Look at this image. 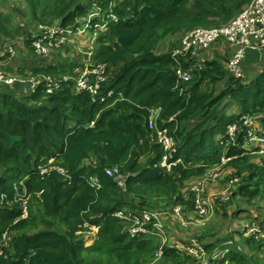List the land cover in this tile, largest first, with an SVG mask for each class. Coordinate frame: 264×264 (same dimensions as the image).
Segmentation results:
<instances>
[{
  "label": "trees",
  "instance_id": "16d2710c",
  "mask_svg": "<svg viewBox=\"0 0 264 264\" xmlns=\"http://www.w3.org/2000/svg\"><path fill=\"white\" fill-rule=\"evenodd\" d=\"M9 1L0 0V6ZM23 1L30 22L63 27L77 24L91 7L89 0ZM249 2L99 0L104 13L112 10L119 20L98 38L96 62L109 66V77L97 98L78 92L71 80L52 92L41 83L25 96L0 83V197H5L0 242L7 229L20 230L2 246L0 264H102L105 256L141 264L161 247L155 220L145 225V232L132 235L133 216L122 219L116 212L140 214L152 209L149 199L158 197L194 208L195 194L186 196L182 190L210 167L224 165L223 157L231 158L226 165L241 178L230 200L264 202V145L249 148V128L243 125L245 116H264V70L254 78H236L226 69L230 56L200 61L191 52L158 49L177 34L231 23ZM6 22L0 9V31L14 36ZM179 66L189 70L190 81L175 77ZM64 68L44 64L34 72L63 75ZM232 106L237 110L229 112ZM155 108L161 109L158 128L168 129L176 142L171 152L150 128ZM235 124L238 131L232 136L229 130ZM106 168H117L125 184ZM24 191L37 198L41 209L30 220L15 223L22 209L9 203ZM36 220L40 229L23 230ZM91 226L97 237L87 244L82 234ZM245 235L244 244L261 257L264 239ZM225 241L204 244L209 264H259L239 243ZM162 250L166 260L161 264H203L169 244Z\"/></svg>",
  "mask_w": 264,
  "mask_h": 264
},
{
  "label": "built area",
  "instance_id": "2783aa9c",
  "mask_svg": "<svg viewBox=\"0 0 264 264\" xmlns=\"http://www.w3.org/2000/svg\"><path fill=\"white\" fill-rule=\"evenodd\" d=\"M91 7L86 16L82 17L81 21L75 25L63 27L60 24H43L39 22L34 23L31 39L29 43L36 56L41 58H47L51 56L55 50L62 49L68 43H72L73 39L78 34H84L86 32H92L94 38L98 40L101 32L106 31L110 23L117 22L119 16L116 12L110 10L104 13L103 8L99 4V0H89ZM226 42L231 50V55L226 62L227 71L236 78H245L247 73L246 61L250 50H264V0H250L249 4L238 14V16L229 24L218 28H196L194 30L186 32L182 37V45L179 49L175 50V54H187L191 52L193 56H198L204 49L211 47L218 42ZM16 48L9 46L7 53L10 57L16 56ZM177 79L183 82H188L191 79L189 70L179 66L177 68ZM109 66L103 62L92 61L86 65L80 73L77 80L74 82L75 89L78 92L85 91L96 97L99 95L103 84L108 80ZM67 78L43 74L39 76H32L28 79L15 78L10 75H6L0 70V82H3L9 86H14L16 81H21L24 85L31 89V93L35 92L37 86L41 83L45 84L48 92H52L58 88L63 81H67ZM113 91H109L108 95H112ZM102 100L105 98L102 97ZM160 108L151 110L150 116V128L158 132L159 141L164 145L167 152H171L176 142L170 135L168 129H159L157 121L160 115ZM94 121L91 122V126L94 125ZM243 125L247 126V146L256 147L258 144L264 145V116L258 115L255 117L245 116L243 118ZM238 131L237 124L230 127L229 133L235 136ZM252 149V148H251ZM231 158L223 157L222 164L227 163ZM167 164V156L163 162V165ZM47 169L43 168V172ZM108 175H116L118 183L120 185L125 184V178L119 174L117 168H106ZM218 173L211 174L210 177H216ZM234 185L237 186L239 179L235 177L232 179ZM233 185V186H234ZM193 190L201 192L202 187L193 186ZM235 187L227 194H220L217 197L220 203H226L230 200L231 193ZM26 193V192H25ZM21 193H18L19 195ZM27 195V194H26ZM4 196L0 197V205L4 203ZM18 199V197H17ZM195 206L197 210L203 214L208 211V204L204 197L199 195L195 199ZM22 216H27L29 211L26 206L21 207ZM176 214L180 215L179 209H176ZM117 217L127 219L131 216L134 218V223L130 226L129 230L132 235L145 232V225L152 220H156L155 214L144 211L138 214L129 210H119L116 212ZM156 228V226H155ZM158 236H161L158 228L155 229ZM153 233V230L152 232ZM255 234L259 239H264V224L258 226L249 227L247 235ZM6 239V238H5ZM11 239L8 237L4 242H0V254L2 253V246ZM196 244L195 242H193ZM191 248L193 245L190 246ZM198 248L199 246H194Z\"/></svg>",
  "mask_w": 264,
  "mask_h": 264
},
{
  "label": "rangeland",
  "instance_id": "374dc122",
  "mask_svg": "<svg viewBox=\"0 0 264 264\" xmlns=\"http://www.w3.org/2000/svg\"><path fill=\"white\" fill-rule=\"evenodd\" d=\"M0 9L7 18L6 25L14 32V36H7L0 31V53L4 50L7 51L9 46H12L16 48V56H18L13 65L2 66L0 62V70L6 75H10L15 78L28 79L34 75H43L44 73L40 74L39 72H34L33 66L37 62L36 54L33 52L30 44L27 43V39L32 36V33L31 35H28V32L33 30L35 22H30L31 18L27 16L28 8L26 2L23 0H10L7 4L1 5ZM179 40L180 35L167 39L162 44L160 50L168 51L172 45L174 48H178ZM68 44L71 45V43ZM57 51L59 50L52 52L53 57L50 58L51 61L53 60L57 62L60 59L57 57L58 54L55 56L53 55V53ZM61 61L66 64V71L63 75L57 74L51 76L58 79L60 77H64L75 82L83 69L79 67L70 69L67 64L69 63L70 65V61H72L73 63H78L82 66L83 57L78 54H70V56L62 58ZM248 64L247 60V73L249 72ZM27 86L28 85H25L26 88L22 91L30 93L31 89ZM10 87L12 89L15 88V86ZM250 148H253V146H250ZM215 173H218L216 177H210L211 174ZM232 173L233 169L229 168L225 163L222 166L219 165L210 167L206 174L197 177L193 181L186 184L185 189L182 190L183 195L187 196L188 192H192L196 197L202 195L208 204V211L203 214L197 210L196 206L192 209H187L181 205H171L169 203L171 201H169L168 198L158 197L149 199L152 209L147 212L155 214L157 218L159 216L163 224H167V228L164 233L159 231L162 235L159 236L157 243L160 244L161 247L156 250L151 258L142 260L141 264L163 263L166 258L164 257L162 249L164 245H167L171 241V237L176 241H180L178 243L180 247L185 245L183 242L187 243L188 245L183 247L182 252L194 255V257L198 258L196 261L202 262L203 264H209L208 254L205 252L203 247L204 244L225 240L224 244L228 242L239 243V246L247 256L252 255L253 259L257 263L259 262V264H264V252L261 257L258 258V253L256 254L254 249L251 250L246 244H244L243 238V236H246L245 233L248 227L255 226L258 228V226L264 224V203H258V199H254L252 202L246 200L242 202L240 201V198L233 197L229 200L230 202L228 201V204L227 202L222 206L220 204H216V208L211 210V195L215 194V197L220 194H227L233 187H236L232 179L235 177L239 180L241 179L239 176ZM193 186H200L203 189L201 192H198L193 190ZM17 197V201L14 203L10 202L9 206L23 207L24 204L29 213L27 216H22L21 214V216L15 220V223H18L20 220H30L32 212L38 215L41 206L38 203L37 198L26 195L25 191L24 193L17 195ZM240 205L242 209H240ZM176 209H179L181 216L176 214ZM34 225H28L27 227H24L23 230L25 229L26 232L32 233L42 227L41 223L37 220ZM19 233L20 230H12V228H9L4 232L2 240L4 241L8 237L12 238L14 235ZM96 237L97 228L94 226H91L82 234V238L87 242V244H94ZM191 245H193V247L199 246V249L193 247L191 248ZM101 262L102 264H122L118 261L115 262L113 258L108 256L102 258Z\"/></svg>",
  "mask_w": 264,
  "mask_h": 264
},
{
  "label": "crops",
  "instance_id": "0c3cea01",
  "mask_svg": "<svg viewBox=\"0 0 264 264\" xmlns=\"http://www.w3.org/2000/svg\"><path fill=\"white\" fill-rule=\"evenodd\" d=\"M28 31V30H27ZM26 31V32H27ZM185 33H180L177 34L175 36L169 37L167 39H171L174 38L176 36L180 35V40H179V47L178 48H174V46L172 45L171 48L173 50H177L181 47L182 45V37ZM28 35H30V31L28 32ZM164 39L160 44H159V51L161 49L162 44L167 40ZM28 43V40H27ZM72 45V46H71ZM70 44H66L65 46H63L62 49H59V51L53 53V55L55 56L56 54L58 57V61H51L50 58L53 57L52 54L51 56L47 57V58H41L39 56H36V64L33 66L37 67V66H42L44 64H63L65 67V63L61 61L62 58H65L67 56H70V54H78L81 55L83 57V63L82 66H80L78 63H73L72 61H70V65L69 63L67 64L70 69L73 68L71 66V64H74L75 67L74 68H84L86 65H88L90 62L92 61H97V56L99 55L100 52V44L99 41L94 38L93 33L92 32H86L84 34H78L75 39L73 40V42ZM169 50H172V49ZM168 50V51H169ZM56 51V50H55ZM162 51V50H161ZM231 55V50L229 45L226 42H218L214 45H212L209 48L204 49L197 57L200 61H205V60H222L225 61L226 59H228V57ZM18 56L15 57H10L7 53V51H3L0 53V62L2 66H9V65H13L14 62L17 60ZM247 60H248V75L250 78H254L256 75H258L261 71L264 70V50H250L247 56ZM227 62V61H225ZM226 64V63H225ZM32 68V69H33ZM66 69V68H64ZM42 74V73H40ZM3 83V82H0ZM15 87H17L18 89H20V94L19 96H25L28 95L30 93L22 91L23 89H25V85L21 82V81H16V83L14 84ZM237 110L236 106H232L229 110V112H234ZM229 168L233 169L232 167L228 166ZM234 172V169H233ZM237 189V188H236ZM215 194L211 195V202H210V206H211V210L216 208V204H217V197L215 196ZM242 202H244V200H240ZM264 203V202H263ZM240 209L241 205L239 206ZM238 209V208H237ZM181 216V215H178ZM155 226L156 228H158V231L161 232H166V228H167V224H163L162 220L160 219V217L158 216V218H156L155 220ZM249 227L246 230L248 231ZM250 235V234H249ZM181 240V239H180ZM182 241V240H181ZM180 241H176L175 239H172L171 237V241L168 243L171 246H174L176 248H179L180 250L183 249V247L187 246L188 244L183 242L185 245L183 247H180L178 245ZM211 243V242H210Z\"/></svg>",
  "mask_w": 264,
  "mask_h": 264
},
{
  "label": "water",
  "instance_id": "95a60500",
  "mask_svg": "<svg viewBox=\"0 0 264 264\" xmlns=\"http://www.w3.org/2000/svg\"><path fill=\"white\" fill-rule=\"evenodd\" d=\"M177 78V76H175Z\"/></svg>",
  "mask_w": 264,
  "mask_h": 264
}]
</instances>
